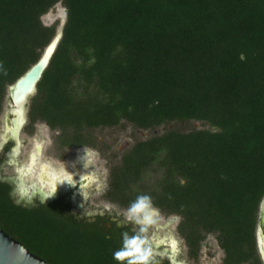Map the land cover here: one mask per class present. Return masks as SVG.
<instances>
[{"label":"trees","instance_id":"trees-1","mask_svg":"<svg viewBox=\"0 0 264 264\" xmlns=\"http://www.w3.org/2000/svg\"><path fill=\"white\" fill-rule=\"evenodd\" d=\"M67 9L61 39L29 99L25 130L40 121L57 149L93 146L91 130L126 122L152 130L111 172L107 199L147 196L189 256L213 233L223 264L259 263L255 229L264 195V0H0V114L8 85L41 55ZM158 172L154 180L138 185ZM135 187V188H134ZM0 226L48 264H128L99 229L50 207L24 209L0 195Z\"/></svg>","mask_w":264,"mask_h":264},{"label":"flooded vegetation","instance_id":"flooded-vegetation-1","mask_svg":"<svg viewBox=\"0 0 264 264\" xmlns=\"http://www.w3.org/2000/svg\"><path fill=\"white\" fill-rule=\"evenodd\" d=\"M2 123L0 130V195L5 193L14 206L28 210L42 206L50 207L80 229L101 230L107 238L118 244L120 250L124 247L126 235L129 238L139 237L143 241L141 251L147 253V260L138 262V264H223V250L215 238L213 240L207 237L211 233L207 234L201 242L198 255L189 256L184 240L177 231V224L180 220L178 215H166L151 205L147 212V219H144V214H141L139 217H129L123 220L127 214L126 211L131 207L120 205L105 196L109 189L113 168L121 164L125 152L130 150L136 141L159 134L154 129H136L142 137L147 136L145 131H152V134L149 133V136L142 139L135 138L132 145L127 140L125 147L113 152L112 155H115L117 161L110 165L108 163L104 175L102 167L95 166V151L92 150V146L70 147L73 157L70 168L65 163L56 167L51 165L49 160H39L42 154V145L40 151L37 150L39 142H34L27 150L24 161L20 160L21 147L27 139L22 137V134L30 135L28 131H25L27 122L19 133V152L15 156L16 141L10 133L5 132V114H3ZM51 177L52 182H50ZM1 178H14L16 182L7 183L1 181ZM20 178L23 179V184L19 182ZM52 186L54 189L51 188ZM51 192L56 195L48 203H41L40 198ZM106 202L111 206L105 204ZM112 205H115L116 209H121L120 212H117ZM161 214L164 220L159 219ZM150 225L152 226L148 228ZM256 250L259 263L264 264V256L259 252L257 244ZM242 264L258 263L245 262Z\"/></svg>","mask_w":264,"mask_h":264},{"label":"water","instance_id":"water-1","mask_svg":"<svg viewBox=\"0 0 264 264\" xmlns=\"http://www.w3.org/2000/svg\"><path fill=\"white\" fill-rule=\"evenodd\" d=\"M60 8L61 3L58 2L54 4L46 14H48V17L51 20H54L59 14ZM60 15L62 21L56 28L52 39L44 47L38 60L7 87V109L4 112L5 132L10 133L16 141L14 156L19 152V133L27 122L29 99L35 94L37 83L48 66L49 61L61 39L63 25L67 16V9L65 7L61 9ZM49 18L44 17V15L41 17L42 20L48 21V25H50L51 22ZM9 116H11L10 119ZM40 148L41 143H38V152L40 151ZM1 181L12 183L16 182V179L1 178ZM19 182L23 184L24 181L20 178ZM51 188L54 189V186ZM55 195L56 194L53 192L49 195L44 194L40 198V202L46 204ZM173 217L176 218L175 216ZM255 237L258 250L261 255L264 256V195L262 196L258 207ZM0 264H48V262L39 255L31 252L21 241L7 233L0 226Z\"/></svg>","mask_w":264,"mask_h":264},{"label":"rangeland","instance_id":"rangeland-1","mask_svg":"<svg viewBox=\"0 0 264 264\" xmlns=\"http://www.w3.org/2000/svg\"><path fill=\"white\" fill-rule=\"evenodd\" d=\"M62 8L63 6L61 5L60 11ZM60 11L54 20H51L48 17V14H45L44 17L49 18L51 24L56 22L57 27H58L62 21ZM42 22L44 23V25L49 24L48 21L46 20H42ZM6 109H7V99L5 96V99L3 102V108L0 114V130L3 125L2 123L3 114ZM204 127L206 126L202 125L199 122H176V123H170L164 126L161 125L155 128L154 130L156 133H161L166 128H175L181 131H188L189 129H192V128H204ZM34 129L35 130L33 131V133L28 136L24 133L22 134V137H25L27 139L24 142L23 146L21 147V153L19 155V159L24 161V155L27 152V150L30 149L31 145L34 142H39L42 145V154L39 160H49L51 162L50 164L56 167H58L62 163H65L70 168L72 166V161H73L71 149L69 148H64L62 150L57 149L55 141H54V138H55L54 134L57 133V131L49 129L45 125V123L40 122V121H36L34 123ZM90 132L93 136V142H94V145L92 146V150L95 151V157H94L95 166L97 168L101 166L104 171L103 173L104 175H105L108 163L110 165V163L114 164L117 161L114 157L115 155H112L114 154L113 152H115L116 150H119L122 147H125L127 140H129L130 144L132 145L133 141L136 140L135 138L142 139L152 134V131L151 132L145 131L147 136H144V137L139 136L138 132H136V128H134L133 126H131L130 124L126 122L125 123L122 122L118 126L110 127V128H107V127L106 128H94ZM157 174L158 172L148 173L149 177L145 178V180L143 181H140L138 185L147 188L148 185L146 184L151 183ZM105 204L111 206V204H108L107 202ZM112 206L115 209L117 208L115 207V205H112ZM116 210L117 212H120L119 210L121 209H116ZM126 212L127 214L125 217H123V220H126L127 218L130 217L129 210ZM159 219L164 220L163 214L160 215ZM174 225L175 223L173 224V227ZM151 226L152 225L148 226V228H150ZM207 237L213 240L214 238L216 239V236L213 233L209 234Z\"/></svg>","mask_w":264,"mask_h":264},{"label":"clouds","instance_id":"clouds-1","mask_svg":"<svg viewBox=\"0 0 264 264\" xmlns=\"http://www.w3.org/2000/svg\"><path fill=\"white\" fill-rule=\"evenodd\" d=\"M150 208V201L147 196L138 198L131 208L129 209L130 217H139L144 214V219H147V212ZM139 222V220L137 221ZM143 231V229H142ZM143 241L139 237L129 238L127 235L124 238V247L122 250L114 254V258L123 261L127 258L128 264H138V262L147 260V253H142L141 244Z\"/></svg>","mask_w":264,"mask_h":264},{"label":"bare ground","instance_id":"bare-ground-1","mask_svg":"<svg viewBox=\"0 0 264 264\" xmlns=\"http://www.w3.org/2000/svg\"><path fill=\"white\" fill-rule=\"evenodd\" d=\"M53 178L51 177L50 182H52Z\"/></svg>","mask_w":264,"mask_h":264}]
</instances>
